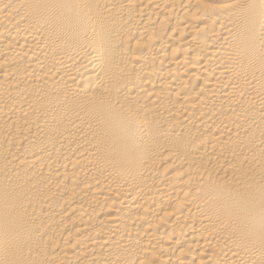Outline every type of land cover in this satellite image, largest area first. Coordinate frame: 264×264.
I'll use <instances>...</instances> for the list:
<instances>
[{
	"label": "bare ground",
	"instance_id": "bare-ground-1",
	"mask_svg": "<svg viewBox=\"0 0 264 264\" xmlns=\"http://www.w3.org/2000/svg\"><path fill=\"white\" fill-rule=\"evenodd\" d=\"M0 264H264V0H0Z\"/></svg>",
	"mask_w": 264,
	"mask_h": 264
}]
</instances>
